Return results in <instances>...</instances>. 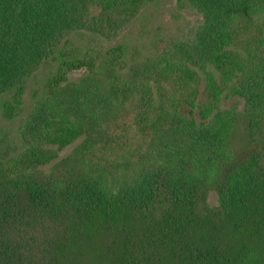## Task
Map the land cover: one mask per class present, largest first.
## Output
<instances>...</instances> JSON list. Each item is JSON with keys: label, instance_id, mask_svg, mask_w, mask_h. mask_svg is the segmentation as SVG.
<instances>
[{"label": "trees", "instance_id": "16d2710c", "mask_svg": "<svg viewBox=\"0 0 264 264\" xmlns=\"http://www.w3.org/2000/svg\"><path fill=\"white\" fill-rule=\"evenodd\" d=\"M120 1L133 9L154 0H0V114H19L28 81L45 71L16 156H8L0 134V264H264V149L213 173L222 143L212 124L223 96L264 106V87L252 90L244 80L256 65L264 85V0H190L207 17L195 41L205 58L199 70L162 73L168 86L179 82L167 96L170 107L161 81L143 84L142 109L102 136L98 119L85 121L91 109L81 89L63 98L59 86L68 71L124 55L122 44L83 51L68 40L105 24L103 15L88 18L89 8ZM234 12L256 15L257 31L243 43ZM202 81L205 99L198 101ZM106 97L123 102L124 92L110 89ZM82 136L71 156L89 160L85 170L34 175ZM171 139L173 164L127 172L131 158L160 152Z\"/></svg>", "mask_w": 264, "mask_h": 264}, {"label": "rangeland", "instance_id": "374dc122", "mask_svg": "<svg viewBox=\"0 0 264 264\" xmlns=\"http://www.w3.org/2000/svg\"><path fill=\"white\" fill-rule=\"evenodd\" d=\"M125 6H128L127 2L120 1L106 10L98 7L89 8L88 18L93 16L97 18L101 15L103 18H108L103 27L97 32H91L87 28L80 29V31L71 32L68 36L69 42L79 46L83 51L106 50L111 46L122 44L125 47L124 55L113 60L107 55L111 61L93 70L82 68L68 71L67 81L59 86L63 98H71L77 90L81 89V101L91 109L90 113L85 116V121L87 123L92 118L98 119L99 121L94 120L99 122L97 127L106 131L102 136L109 134L115 123L118 122L120 125L123 120L129 122L132 113L137 109H142L143 96H145L142 93L143 84H152L154 87L155 81L163 80L160 77L163 72L175 73L178 70H187L185 65L199 70L198 63L205 59L203 53L197 51L195 41L198 39V31H204L207 17L204 9L195 2L154 0L133 9ZM232 19L240 34L238 40L240 43L255 35L256 15L234 12ZM94 55H99V52ZM259 72V68L254 65L252 70L244 75L247 86L252 90H262L264 87ZM43 73H45L44 69H40L36 76L28 81L19 114L12 115L10 118L4 117L3 112L0 114V134L5 133L7 135L5 142L10 143L8 156H16L23 148L20 132L25 128L29 116L35 113L31 110L34 103L32 93L36 84L40 83ZM161 84L163 85V90H160L164 96L163 104L170 107L172 105L167 96H170L172 92L178 93L179 82L168 86L167 81H161ZM204 87L202 81L198 85V101L205 99ZM110 89L122 90L124 92L123 102L107 99L106 94H109ZM149 92V97L152 98L151 90ZM153 94L155 95V91ZM217 114L212 119V124L220 130L222 154L218 168L213 169V173L222 174L219 171L223 170L229 162L247 158L264 149V106L253 107L244 97L223 96L220 112ZM196 118H200L198 112ZM34 136L33 133L32 137ZM83 139L82 136L63 148L59 151V157L55 161L40 168L34 175L38 179L46 180L85 170L91 164L90 161L71 156V152ZM169 142V144H163L160 152H152L146 158L142 159V156L131 158L127 172L134 175L143 166L173 164L169 160L174 157L176 141L171 139ZM135 146L136 144L132 145L133 148ZM102 147L107 149L104 142ZM214 196L215 194L211 193L208 197V201L212 204L216 203Z\"/></svg>", "mask_w": 264, "mask_h": 264}]
</instances>
